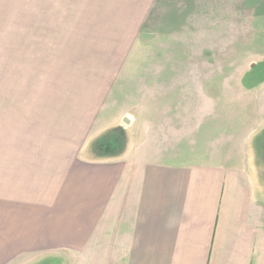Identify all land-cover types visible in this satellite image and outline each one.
Wrapping results in <instances>:
<instances>
[{
    "label": "crops",
    "instance_id": "0c3cea01",
    "mask_svg": "<svg viewBox=\"0 0 264 264\" xmlns=\"http://www.w3.org/2000/svg\"><path fill=\"white\" fill-rule=\"evenodd\" d=\"M171 1L0 0L4 54L71 53V88L0 94V264H264V120L254 141L234 125L225 154L180 162L160 152L198 135L187 104L165 96L166 72L180 70L181 82L208 62L147 53L131 61L146 99L109 105L141 29H171ZM258 86L245 88L256 103ZM171 111L185 119L179 139Z\"/></svg>",
    "mask_w": 264,
    "mask_h": 264
},
{
    "label": "rangeland",
    "instance_id": "374dc122",
    "mask_svg": "<svg viewBox=\"0 0 264 264\" xmlns=\"http://www.w3.org/2000/svg\"><path fill=\"white\" fill-rule=\"evenodd\" d=\"M171 3L168 17L171 29L167 28L158 35L148 31L147 26L141 29L126 58L130 61V69L126 66L121 71L109 105L113 104L115 112H121L126 108L134 109L138 102L146 99L149 93L147 81L132 85V77L138 70L131 61L145 64L143 61H149L148 54H152L150 60L155 63H181L185 66L208 62L203 71L189 70L187 80L183 71L181 82L178 80L180 70L166 72L165 96L173 106L179 99L187 104L188 127H197L199 136L194 141L184 140L186 144L179 143L175 147L170 146L169 141L170 148L160 152L172 153L180 162L209 158L215 153L225 154L228 148L224 139L234 125L241 124L243 133L254 141V132L264 120V0H173ZM0 49V94H51L71 88V53L4 54L3 47ZM156 54L163 60L156 59ZM91 57L92 66L95 65L94 58L97 60L99 55ZM108 59L111 60V55ZM117 70L109 82L115 80ZM240 79L248 86L238 85ZM252 84L259 85L258 103L246 95L245 88ZM150 86L151 89L156 88L152 84ZM192 97H196L194 103H191ZM197 111L202 112L200 117L196 116ZM171 113V121H177L171 125L176 132L172 137L179 139L178 132L182 125L183 128L186 125L185 119L180 126L175 112ZM115 133L120 131L117 128L108 131L112 134L107 137L111 144ZM157 149L150 148L151 151ZM33 264L53 263L43 259Z\"/></svg>",
    "mask_w": 264,
    "mask_h": 264
},
{
    "label": "water",
    "instance_id": "95a60500",
    "mask_svg": "<svg viewBox=\"0 0 264 264\" xmlns=\"http://www.w3.org/2000/svg\"><path fill=\"white\" fill-rule=\"evenodd\" d=\"M125 121H127V120H125Z\"/></svg>",
    "mask_w": 264,
    "mask_h": 264
}]
</instances>
